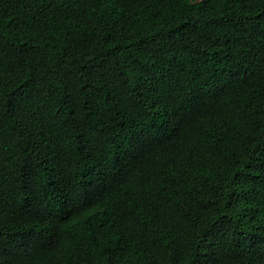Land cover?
I'll return each mask as SVG.
<instances>
[{"label":"trees","instance_id":"16d2710c","mask_svg":"<svg viewBox=\"0 0 264 264\" xmlns=\"http://www.w3.org/2000/svg\"><path fill=\"white\" fill-rule=\"evenodd\" d=\"M0 264H264V0H0Z\"/></svg>","mask_w":264,"mask_h":264}]
</instances>
